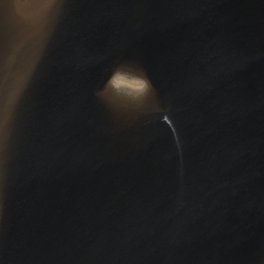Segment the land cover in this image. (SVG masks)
I'll list each match as a JSON object with an SVG mask.
<instances>
[{
	"label": "water",
	"instance_id": "1",
	"mask_svg": "<svg viewBox=\"0 0 264 264\" xmlns=\"http://www.w3.org/2000/svg\"><path fill=\"white\" fill-rule=\"evenodd\" d=\"M0 104V264H264V0H0Z\"/></svg>",
	"mask_w": 264,
	"mask_h": 264
},
{
	"label": "clouds",
	"instance_id": "2",
	"mask_svg": "<svg viewBox=\"0 0 264 264\" xmlns=\"http://www.w3.org/2000/svg\"><path fill=\"white\" fill-rule=\"evenodd\" d=\"M115 75V73L113 74ZM112 80V77L110 78L109 82ZM151 86L149 80L145 77L144 81L140 84L139 88L140 91H146Z\"/></svg>",
	"mask_w": 264,
	"mask_h": 264
},
{
	"label": "bare ground",
	"instance_id": "3",
	"mask_svg": "<svg viewBox=\"0 0 264 264\" xmlns=\"http://www.w3.org/2000/svg\"><path fill=\"white\" fill-rule=\"evenodd\" d=\"M117 77H118V76H115L114 79H113V81L116 80ZM119 81H120V80H118L117 82H119ZM117 82H116V83H117ZM135 85H136V84H135ZM118 87H120V82H119V84H118ZM128 88L132 91V92H131L132 94H137V92H135L136 89H135L134 86H130V87H128Z\"/></svg>",
	"mask_w": 264,
	"mask_h": 264
},
{
	"label": "snow or ice",
	"instance_id": "4",
	"mask_svg": "<svg viewBox=\"0 0 264 264\" xmlns=\"http://www.w3.org/2000/svg\"><path fill=\"white\" fill-rule=\"evenodd\" d=\"M119 80V77L116 78V80L113 81V83H116ZM2 112H3V105L0 104V123H2Z\"/></svg>",
	"mask_w": 264,
	"mask_h": 264
},
{
	"label": "rangeland",
	"instance_id": "5",
	"mask_svg": "<svg viewBox=\"0 0 264 264\" xmlns=\"http://www.w3.org/2000/svg\"><path fill=\"white\" fill-rule=\"evenodd\" d=\"M130 85V83H128L126 86H129Z\"/></svg>",
	"mask_w": 264,
	"mask_h": 264
}]
</instances>
